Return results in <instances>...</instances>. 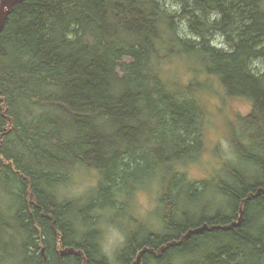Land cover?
<instances>
[{"label":"trees","instance_id":"trees-1","mask_svg":"<svg viewBox=\"0 0 264 264\" xmlns=\"http://www.w3.org/2000/svg\"><path fill=\"white\" fill-rule=\"evenodd\" d=\"M167 1L22 0L10 9L0 32V243L18 245L14 264H134L141 250L139 264H264V70L252 65L264 62V0ZM170 53L194 58L191 71L207 81H165L158 62ZM211 79L251 103L240 118L246 139L233 147L253 167L225 166L231 182H220L209 214L197 206L203 183L180 168L201 150L198 86ZM253 132L263 152L250 148ZM78 169L95 170L96 183L75 197L65 191ZM132 180L158 182L160 229L127 227L111 262L99 209ZM204 223L225 227L184 238Z\"/></svg>","mask_w":264,"mask_h":264},{"label":"rangeland","instance_id":"rangeland-1","mask_svg":"<svg viewBox=\"0 0 264 264\" xmlns=\"http://www.w3.org/2000/svg\"><path fill=\"white\" fill-rule=\"evenodd\" d=\"M166 5L169 8H174L176 2L170 0L167 1ZM184 28L179 27L181 36L183 38L191 36ZM211 40L219 47L225 46L220 34H213ZM173 55V53L165 55L158 62L165 81L181 86H185L189 82H196L195 80L199 81L200 84L207 81L203 82L204 76L201 71L197 73L191 71L198 68L199 65L194 58L193 61L192 58H185L186 61L181 57H172ZM252 65L264 70V62L262 61L255 60ZM198 87L201 88L199 95L203 111L201 150L196 158L186 161L180 170L184 174V179H189L190 182L194 183V186L201 188V183H203V195L199 198L197 206L202 209L204 205L203 210H207L209 214H212L218 207L217 202H214V200L220 198V182H231L227 174L228 168L225 166L228 165L230 168H235L241 172L252 171L253 165L246 162V159L238 157L233 147L234 141L237 139L243 140L246 137L240 118L249 114L251 103L242 97H228L220 84L213 79ZM259 137L256 132L252 133L253 143L251 141L250 148L255 149L256 152H263L262 149H259V144L254 148L255 142L260 143ZM162 170V167L155 168L158 175L163 174ZM72 176L69 186H65L68 188L65 193L70 196L80 197L96 183V172L93 169H78ZM158 186L159 184L155 180L149 183H143L142 180L126 181L118 187L119 191L116 197H113L114 206H111L108 199L103 201V207L99 209V212L105 223L100 231V240L103 252L111 262L116 261V255L125 243L127 227H131L132 231L135 232H139V226H142V230H148L152 225H154V229H160L157 224L160 223L158 217L162 208L158 204ZM1 188L3 189V187ZM179 190L182 191L181 188ZM173 198L178 201L186 199L185 196L177 194L176 189L173 192ZM222 200H225V198H222ZM194 203L196 202L194 201ZM223 204H225V201ZM196 213H201V211H196ZM236 216L238 217V213ZM112 221H115L116 224ZM2 245L0 243V264H14L22 261L23 253L19 250L18 245L16 246L15 243L14 246L9 247H3ZM38 245L39 252L43 255L45 261L44 246L41 241L38 242ZM57 251L61 252V255L67 253L60 246L57 247ZM138 255H140L141 260L142 253L138 252L134 257V262H136Z\"/></svg>","mask_w":264,"mask_h":264},{"label":"water","instance_id":"water-1","mask_svg":"<svg viewBox=\"0 0 264 264\" xmlns=\"http://www.w3.org/2000/svg\"><path fill=\"white\" fill-rule=\"evenodd\" d=\"M22 0H0V32L5 24V21L7 19V16L10 12V9L18 2H20ZM241 215H242V210L240 209L239 210V217L237 219V221H234L231 223V225L229 226H234V225H237L240 223V219H241ZM228 226V227H229ZM225 226H221V225H212V226H209L207 225L206 223L198 226V227H195L193 229H190L185 235H184V238L186 237H189L190 234L194 233V234H197V233H201L203 230H212V229H218V228H224ZM67 252H72V253H76V251H74L73 249L71 248H68L66 250ZM63 252V251H62ZM143 253V251L140 252V254ZM140 263V255L137 256V260L134 264H139Z\"/></svg>","mask_w":264,"mask_h":264},{"label":"flooded vegetation","instance_id":"flooded-vegetation-1","mask_svg":"<svg viewBox=\"0 0 264 264\" xmlns=\"http://www.w3.org/2000/svg\"><path fill=\"white\" fill-rule=\"evenodd\" d=\"M261 191H263L264 192V189L263 188H258V190H257V194H259ZM241 210H242V207L240 208ZM238 217H239V215H238ZM238 217H237V219H238ZM242 218H243V210H242V215H241V219H240V222H241V220H242ZM232 222H234V221H232ZM231 222V223H232ZM231 223L229 224V225H231ZM230 227V226H229Z\"/></svg>","mask_w":264,"mask_h":264}]
</instances>
